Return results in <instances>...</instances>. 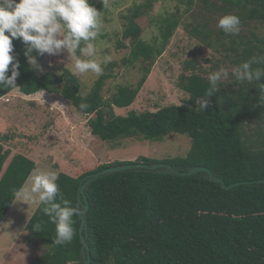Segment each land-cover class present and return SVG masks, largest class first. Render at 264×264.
I'll return each instance as SVG.
<instances>
[{
	"label": "trees",
	"instance_id": "obj_1",
	"mask_svg": "<svg viewBox=\"0 0 264 264\" xmlns=\"http://www.w3.org/2000/svg\"><path fill=\"white\" fill-rule=\"evenodd\" d=\"M156 1L142 0L123 16L126 24L122 40L117 42V48L128 49L120 65L141 64L137 85L119 86L106 98L103 89L116 65L110 62L83 96L79 78L68 68L61 73L52 69L37 73L25 56V45L16 39L13 54L19 61L20 75L15 88L25 95L41 90L61 94L78 113L89 116L90 133L101 140L126 136L162 139L169 132L190 138L183 157L111 161L75 176L58 171L60 192L73 207L77 204L78 185L85 176L125 163L162 162L179 170L204 166L227 186L242 182L223 188L199 174L175 176L134 169L97 177L85 187L84 198L89 208L83 235L91 264H264V78L249 83L232 75V69L241 63L264 55V34L258 31L264 29V0H179L186 4L184 13L195 6V17L202 19L189 32L211 45L208 47L220 50L223 59L207 60L213 65L210 69L191 61L184 64L178 80L179 87L188 94L183 104H169L154 112L130 110L125 115L116 114L114 107L126 108L135 101L156 58L179 26L180 16L169 13L157 22L158 36L150 42L142 38L139 19L152 10ZM90 3L97 10L103 6L102 2ZM229 13L240 17L239 34L221 30L216 44H212L208 40L214 15ZM220 62L227 63L229 75L208 97L210 107L201 110V99L210 88L207 77L219 70ZM256 67L264 68V64H254ZM189 69L192 71L187 72ZM15 88L0 86V99ZM81 104L88 107L81 108ZM7 139L6 134L0 136V224L15 200V192L37 165L35 158L11 146ZM57 202H61L59 197ZM42 208L36 206L24 228L25 242L44 247L31 264H82L77 215L73 217V240L57 246L53 243L55 224ZM36 224L40 225L38 231Z\"/></svg>",
	"mask_w": 264,
	"mask_h": 264
},
{
	"label": "rangeland",
	"instance_id": "obj_2",
	"mask_svg": "<svg viewBox=\"0 0 264 264\" xmlns=\"http://www.w3.org/2000/svg\"><path fill=\"white\" fill-rule=\"evenodd\" d=\"M90 1L94 4L103 3L98 9L101 11L102 28L94 41L97 58L103 60L110 56V62H116L111 68L112 77L106 81L103 89V95L109 98L119 86H135L141 78L140 63L120 65V60L128 53V49L117 48V42L122 40L126 24L123 16L130 14L142 0ZM185 7L186 4L179 0H157L152 10L139 19L143 30L141 36L150 42L159 34V18L169 13L180 16L179 26L162 54L156 58L135 101L126 108L114 107L116 114L125 115L130 110L154 112L169 104H183L188 99V94L179 87L178 80L184 71V64L191 61L210 69L213 65L207 60L216 62L223 59L220 50L208 47L211 45L189 32L202 19L200 16L195 17L198 12L195 6L184 13ZM214 17L208 41L215 45L219 38L217 34L221 31L218 20L222 16ZM258 31L264 34L263 28H258ZM34 57L37 64L33 67L37 73L48 69L61 73L64 68L71 71L74 63L67 51L59 55L36 54ZM110 62L102 64L103 70ZM225 65L227 63L220 62L219 69L225 68ZM191 71L189 69L187 72ZM75 75L81 82L80 93L83 96L99 77L91 72ZM88 119V115L78 113L61 94L55 92L41 90L25 95L13 89L0 99V136L6 134L11 146L36 159L37 165L30 175L36 170H53L75 176L102 163L133 162L139 157L162 161L183 157L190 147V138L177 132H169L162 139L126 136L113 141L101 140L91 135ZM29 178L24 185L30 184ZM37 205L28 206L20 201L12 203L0 224V264H31L36 256L43 253L44 247H35L24 241L25 225Z\"/></svg>",
	"mask_w": 264,
	"mask_h": 264
},
{
	"label": "clouds",
	"instance_id": "obj_3",
	"mask_svg": "<svg viewBox=\"0 0 264 264\" xmlns=\"http://www.w3.org/2000/svg\"><path fill=\"white\" fill-rule=\"evenodd\" d=\"M240 26V17L233 13L225 14L218 20V27L225 34H239ZM101 28V11L90 0H0V86H18L19 61L13 54V40L16 39L25 45V56L32 66L37 64L31 55L33 51L40 55H59L67 51L74 62L71 69L74 75L89 72L97 77L102 75V64L110 62L111 57L106 56L103 60L97 58L94 41ZM254 64H264V55L253 56L241 63L232 69V75L241 82L260 81L264 78V68H253ZM228 75L226 68L208 75L210 88L201 99V110L210 107L208 97L219 90V82ZM80 107L86 108L88 105L81 104ZM29 179L30 184L15 192L14 202L20 201L28 206L42 205L43 213L55 224L53 243L57 246L70 243L75 236L73 217L80 213L77 207L63 199L57 183L59 174L53 170H36ZM58 197L61 202H57ZM34 227L37 231L40 229L39 224Z\"/></svg>",
	"mask_w": 264,
	"mask_h": 264
},
{
	"label": "water",
	"instance_id": "obj_4",
	"mask_svg": "<svg viewBox=\"0 0 264 264\" xmlns=\"http://www.w3.org/2000/svg\"><path fill=\"white\" fill-rule=\"evenodd\" d=\"M134 169L136 171H144L151 173H160V174H171L175 176H186L190 174H199L202 178L211 180L213 182H218L223 188L232 187L235 185H239L242 182H234L227 186L225 182L217 177L213 172L204 166H189L185 169H176L169 164L166 163H125L117 166H109L99 171L93 172L85 176L78 185L77 190V204L76 207L79 209V213L77 215L78 218V234L79 240L81 243L80 248V258L82 260V264H91V257L89 255V247L85 241L83 230L86 228L85 226V214L89 208L88 201L85 198V187H87L94 179L103 175L110 174L114 172H122L124 170Z\"/></svg>",
	"mask_w": 264,
	"mask_h": 264
},
{
	"label": "crops",
	"instance_id": "obj_5",
	"mask_svg": "<svg viewBox=\"0 0 264 264\" xmlns=\"http://www.w3.org/2000/svg\"><path fill=\"white\" fill-rule=\"evenodd\" d=\"M5 96H6V95H5ZM3 97H4V96H3ZM3 97H2V98H3ZM4 218H5V217H4ZM2 221H3V220H2Z\"/></svg>",
	"mask_w": 264,
	"mask_h": 264
}]
</instances>
